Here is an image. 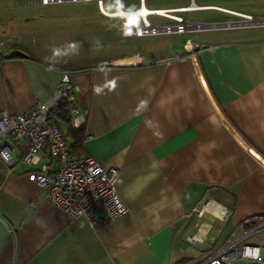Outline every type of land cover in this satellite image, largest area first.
<instances>
[{
  "label": "crops",
  "instance_id": "obj_1",
  "mask_svg": "<svg viewBox=\"0 0 264 264\" xmlns=\"http://www.w3.org/2000/svg\"><path fill=\"white\" fill-rule=\"evenodd\" d=\"M34 48L4 45L0 109L27 111L68 71L84 110L82 151L118 169L128 211L91 227L48 202L23 164L0 161V264H196L264 215V37L187 38L91 61ZM65 124L71 144L76 127ZM251 242L264 246V234Z\"/></svg>",
  "mask_w": 264,
  "mask_h": 264
},
{
  "label": "built area",
  "instance_id": "obj_2",
  "mask_svg": "<svg viewBox=\"0 0 264 264\" xmlns=\"http://www.w3.org/2000/svg\"><path fill=\"white\" fill-rule=\"evenodd\" d=\"M47 5L66 2L95 1L100 14L122 17L131 27L123 29L125 35H155L159 33L192 30L200 22L187 21L176 12H184L183 6L174 8H147L146 0H138V8L124 10L121 0H113L115 8L107 11L104 0H35ZM145 5V12H140ZM120 10V11H119ZM197 10V9H194ZM121 14H118V13ZM149 15L173 20V24H157L148 20ZM132 16H137L140 22ZM251 16L239 21L250 20ZM4 41L0 40V65L4 60ZM195 49L197 48L194 45ZM191 47V50H194ZM79 87L68 71H64L48 97L19 114L0 109V161L7 167L21 163L28 170L27 179L44 191L48 202L70 217L85 216L91 227H98L124 215L128 207L116 189L118 169L106 168L89 155L75 158L56 123L60 119L71 127L84 121V110L79 100ZM25 143V150L16 155V144ZM43 161L39 164L40 161ZM39 164V166H38ZM201 215V211L198 212ZM226 213H222L224 218ZM245 219L238 223L240 235L227 239L196 264H264V246L249 242V237L264 231V215Z\"/></svg>",
  "mask_w": 264,
  "mask_h": 264
},
{
  "label": "rangeland",
  "instance_id": "obj_3",
  "mask_svg": "<svg viewBox=\"0 0 264 264\" xmlns=\"http://www.w3.org/2000/svg\"><path fill=\"white\" fill-rule=\"evenodd\" d=\"M191 3L208 5L209 8L184 11L175 15L182 16L187 21L202 23L243 19V16L234 14L237 12L250 15L251 19L246 23L237 22L240 26L236 29L195 28L183 33L136 37L123 34V29L131 27L126 19L100 14L95 1L42 5L35 0H0V40L4 41L5 47L9 41L16 43L22 39L32 42L34 50L40 56L91 61L126 53H144L150 49L166 51L187 38L201 43L218 38L264 37V25H246L255 18H264V0H146V7L174 8ZM103 7L107 11H113V0H104ZM121 7L124 10L137 9L138 0H121ZM132 18L140 22L137 16ZM147 18L157 24L169 22L168 19L156 15H149ZM193 49L195 50V47ZM58 126L62 132L66 129L64 122L60 121ZM262 234L264 231L259 232V235ZM257 235L249 237L248 241H253Z\"/></svg>",
  "mask_w": 264,
  "mask_h": 264
},
{
  "label": "bare ground",
  "instance_id": "obj_4",
  "mask_svg": "<svg viewBox=\"0 0 264 264\" xmlns=\"http://www.w3.org/2000/svg\"><path fill=\"white\" fill-rule=\"evenodd\" d=\"M204 8H209L208 5H198V4H195V3H191L190 5L188 6H183V10H194V9H204ZM223 11H226V12H230V13H234L233 11H230V10H227V9H223V8H219ZM146 8H145V5L142 6L140 12L138 13H141L143 14L145 12ZM120 11V10H119ZM118 14H121L120 12ZM236 15H240V16H243V17H247V14H243V13H234ZM249 20H246V21H242L244 23L248 22ZM252 22H264V20H257V19H254L253 21H251L250 23ZM239 23V22H238ZM189 49H191V44L189 43L188 46H187ZM137 57H131V58H126V59H122V60H119L117 61V63H131V62H137Z\"/></svg>",
  "mask_w": 264,
  "mask_h": 264
},
{
  "label": "trees",
  "instance_id": "obj_5",
  "mask_svg": "<svg viewBox=\"0 0 264 264\" xmlns=\"http://www.w3.org/2000/svg\"><path fill=\"white\" fill-rule=\"evenodd\" d=\"M15 53L17 54L18 52L15 51ZM27 57L34 58L31 55H27ZM73 134L75 135V141L70 144L71 153H72V156L76 158H80L83 155H85L81 148V141L84 137V125L81 124L80 126L73 128Z\"/></svg>",
  "mask_w": 264,
  "mask_h": 264
},
{
  "label": "water",
  "instance_id": "obj_6",
  "mask_svg": "<svg viewBox=\"0 0 264 264\" xmlns=\"http://www.w3.org/2000/svg\"><path fill=\"white\" fill-rule=\"evenodd\" d=\"M258 19V18H255ZM259 20H264V18H261ZM238 21H220V22H215V23H199V27L197 29L199 30H204V29H220V28H228V27H237L240 26L237 24ZM254 25V24H259V25H264V22H259V23H247L246 25ZM14 52H10L8 56H13Z\"/></svg>",
  "mask_w": 264,
  "mask_h": 264
}]
</instances>
